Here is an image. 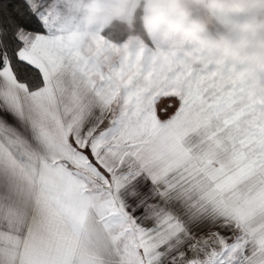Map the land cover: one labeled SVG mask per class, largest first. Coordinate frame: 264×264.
Segmentation results:
<instances>
[{
	"label": "snow or ice",
	"instance_id": "6c2138e0",
	"mask_svg": "<svg viewBox=\"0 0 264 264\" xmlns=\"http://www.w3.org/2000/svg\"><path fill=\"white\" fill-rule=\"evenodd\" d=\"M60 6L0 0V264H264V114L203 65L117 80Z\"/></svg>",
	"mask_w": 264,
	"mask_h": 264
},
{
	"label": "crops",
	"instance_id": "0c3cea01",
	"mask_svg": "<svg viewBox=\"0 0 264 264\" xmlns=\"http://www.w3.org/2000/svg\"><path fill=\"white\" fill-rule=\"evenodd\" d=\"M145 1L137 0L138 5H145ZM164 1L160 5L165 8ZM186 5L175 18L173 28L187 32L176 33L179 37L186 36L177 45L167 43L171 35L167 31L159 28L157 33H152L146 25L143 28L147 39L143 43H128L127 38L120 45L109 41L105 46L101 35L105 26L93 28L81 15L78 23L59 25L75 42L78 54L95 57L102 50L106 64L121 61L115 71L117 80L127 78L141 63L148 72L163 62L203 65L208 69L206 75L216 79L220 87L264 114V0H190ZM151 35L159 37L157 42L152 43ZM108 51L111 56H104ZM97 70L94 63L90 74Z\"/></svg>",
	"mask_w": 264,
	"mask_h": 264
},
{
	"label": "rangeland",
	"instance_id": "374dc122",
	"mask_svg": "<svg viewBox=\"0 0 264 264\" xmlns=\"http://www.w3.org/2000/svg\"><path fill=\"white\" fill-rule=\"evenodd\" d=\"M61 2V6L58 13V23L65 24H74L78 23V17L81 15L82 18H86L87 22L91 24L93 28L101 29L108 25L109 20L116 19L125 21L130 24L134 11L138 6L137 0H86L85 3H80L81 0H71L70 3H67L66 0ZM160 1L162 0H146L145 5H142V13H141V22L144 27L146 25L152 33H157L159 28L167 31V33L171 34L167 37V43H171L172 45H177L180 39L186 37L184 35L180 37L179 33H187L186 30H180L173 28L175 22V18L179 17L180 13H183L187 7L186 4L190 3V0H165L167 3L164 5H160ZM188 1V3H186ZM164 17H169L171 19H160ZM162 27H159V24ZM168 28H167V27ZM166 27V28H165ZM178 33V34H176ZM103 37V36H102ZM128 43L139 42L143 43V39L141 36L132 35L129 36ZM159 37L157 35H151L150 39L152 43L157 42ZM127 39V38H126ZM103 37L102 44L105 46L110 40ZM112 42V41H111ZM124 43H118L119 45ZM126 44V42H125ZM110 57L111 51L106 52L104 56Z\"/></svg>",
	"mask_w": 264,
	"mask_h": 264
},
{
	"label": "trees",
	"instance_id": "16d2710c",
	"mask_svg": "<svg viewBox=\"0 0 264 264\" xmlns=\"http://www.w3.org/2000/svg\"><path fill=\"white\" fill-rule=\"evenodd\" d=\"M141 13L142 4L137 6L130 24L125 21L113 19L102 29L101 35L114 43H121L132 35L147 39L141 22Z\"/></svg>",
	"mask_w": 264,
	"mask_h": 264
}]
</instances>
